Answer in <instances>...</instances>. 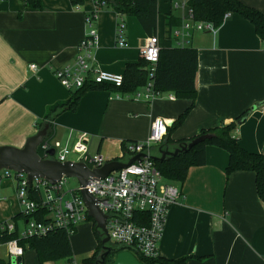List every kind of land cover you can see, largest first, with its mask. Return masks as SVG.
I'll list each match as a JSON object with an SVG mask.
<instances>
[{
    "label": "crops",
    "instance_id": "crops-1",
    "mask_svg": "<svg viewBox=\"0 0 264 264\" xmlns=\"http://www.w3.org/2000/svg\"><path fill=\"white\" fill-rule=\"evenodd\" d=\"M40 1L42 9L35 10L25 8V0H0V146L22 147L42 127L46 109L69 98L71 91L61 86L53 68L73 60L76 46L88 29L86 17L94 10L92 0H83L79 6L69 0ZM175 1L158 0L152 35L135 17L118 16L109 3L101 7L93 23L98 46L92 53L98 68L122 75L127 63L138 60L150 36L158 37L160 48L177 46L175 38L172 41L166 36L165 26L170 14L179 16L172 8ZM239 1L264 14V0ZM119 17L125 23L124 47L115 43ZM186 46L196 49L198 56L196 98L170 139L191 138L202 129L234 122L248 111L234 134L245 150L264 154V41L253 25L233 14L213 32L193 30ZM31 64L36 65L35 70L29 68ZM135 94L140 98L135 99ZM146 95L145 87L131 95L88 91L75 112L66 111L51 120V134L43 143L72 147L81 134H86L85 163L90 168L88 156L97 153L127 162L131 156L124 155L123 143L128 148L129 142H144L156 118L169 127L191 105L187 99H170L172 93L148 100ZM253 106H257L255 110ZM159 146L154 145L150 154L157 155L154 152L158 153ZM39 148V155L44 157L45 151ZM227 162L224 150L207 146L205 165L190 168L185 181L175 184L181 196L169 208L158 257H187L185 264H264V205L256 194L254 173L239 170L226 176ZM3 184L0 181L1 187ZM4 191L2 187L1 201H7L1 194ZM1 201L0 222L11 221L19 213V204L15 207L10 201L7 205ZM20 225L18 222L19 229ZM91 231L84 223L79 225L71 236L74 244L70 242L72 253L81 255L63 259L66 264H81L95 252L97 242L93 228ZM21 258L22 264H38L36 256Z\"/></svg>",
    "mask_w": 264,
    "mask_h": 264
},
{
    "label": "built area",
    "instance_id": "built-area-1",
    "mask_svg": "<svg viewBox=\"0 0 264 264\" xmlns=\"http://www.w3.org/2000/svg\"><path fill=\"white\" fill-rule=\"evenodd\" d=\"M94 10L86 17L87 32L76 46L73 60L62 67L53 68V73L61 86L73 91L84 86L86 82L98 85H112L120 87L123 82L122 75L101 71L95 63L93 50L98 46V34L93 27L98 10L107 4V0H92ZM188 0H176L172 8L179 12L180 25L172 30V36L177 40V46L185 47L193 30L213 32L216 28L209 22L194 21L192 10L187 6ZM118 16L124 15L116 13ZM119 17L115 34V43L119 47L126 46L124 31L125 23ZM159 39L157 36L146 38L139 55L151 65V75L159 57ZM36 69L35 64L29 66ZM90 77V78H89ZM147 95L144 99L159 95L152 91L151 83L145 86ZM135 99L140 95L135 94ZM170 99L174 96L170 95ZM264 109V107H263ZM167 124L161 118H156L150 126L147 139L144 142H135L128 145V156L144 153L148 157L140 162L133 163L125 168L112 171L103 179L89 178L84 187L79 184L73 190L65 189L66 177L59 182L51 184L44 179L34 178L28 183L26 175L14 171L0 170V181L11 178L15 182V196L19 204V214L26 218L19 229L20 238L46 235L51 230H64L72 236L80 224L91 221L88 216L87 206L80 191L84 188L96 201L98 209L106 215V230L109 236V245L113 244L131 252L134 256L148 259L158 257V243L162 237L164 224L169 208L177 204L181 196L180 189L174 183L163 179L153 160L149 158L150 149L161 143L166 135ZM45 151L54 150L53 158L59 162L69 161L70 156L75 157L73 162H85L88 154L86 134H81L79 139L69 147L67 144L55 142L48 145L40 144ZM88 163L93 167H100L110 161L101 154L88 156ZM36 197L35 200L32 197ZM46 211L47 216L42 214ZM44 213V212H43ZM136 213H147V225L137 224ZM33 214L45 216L46 222H39ZM90 218V219H89ZM93 223V222H92ZM16 223L11 221L0 222V230L13 233ZM2 243L0 242V245ZM13 244L9 249L6 259L11 262L13 258L21 257L22 251L15 240L6 242ZM71 264H76L72 262Z\"/></svg>",
    "mask_w": 264,
    "mask_h": 264
},
{
    "label": "trees",
    "instance_id": "trees-1",
    "mask_svg": "<svg viewBox=\"0 0 264 264\" xmlns=\"http://www.w3.org/2000/svg\"><path fill=\"white\" fill-rule=\"evenodd\" d=\"M69 1L74 6H79L83 3V0ZM107 2L111 4L116 13L135 17L148 35L155 33L158 0H107ZM187 6L192 10L194 21L209 22L215 28H218L230 15H239L253 25L256 35L264 41V14L253 7L245 5L239 0H188ZM24 7L40 10L42 9V4L40 0H25ZM179 25V16L170 14L165 23L166 36L171 38L172 29ZM197 62V51L190 46L160 48L158 61L152 76H150V63L139 57L136 62L127 63L125 65L122 73L123 82L120 87L86 82L81 88L71 91L67 100L49 106L46 109L40 127L45 123H50L51 120L60 113L66 111L75 112L82 95L88 91L108 90L118 93L119 95H131L138 89L151 83L152 91L155 93H172L176 99H187L191 101V105L167 127L166 135L160 145L164 144L172 151L179 144L188 143L201 135H212L211 139L198 143L191 149L179 153L176 156H166L160 162L153 161L163 179L174 184H182L190 168L205 165L206 147L213 146L224 150L228 155V162L225 168L226 176L239 170L254 173L256 194L264 205V154L245 150L240 145L236 134H234L237 126L243 119H246L248 111L236 117L234 122L229 124L222 123L213 128L202 129L199 134L191 138L178 141H172L170 139L172 132L184 122L193 108L196 98L195 80ZM51 131L50 129L49 135ZM131 143L135 142H129L128 144ZM123 144L122 148L126 156L128 155L127 145L126 143ZM38 153L41 154L40 148ZM154 154L158 155L157 150ZM35 198L34 196L32 197L33 200H35ZM42 214L47 216L48 213L42 211ZM42 214H33L32 217L39 222H46L45 216L43 217ZM25 219L26 218L17 213L13 217L14 222L17 224L15 231L13 233H7L6 231L0 230V242L6 243L15 240L22 252L26 249L35 251L38 264L71 259L73 254L70 242L71 236L64 230L55 229L43 236L20 238L18 234V222H24ZM134 221L139 225H147L148 214L136 213ZM92 226L97 247L91 256L82 260L81 264H98L97 260L100 252H102V238L98 235L97 230H95L94 223H92ZM112 248L116 249V251L124 249L115 244L112 245ZM135 256L143 264H185L188 259L187 257L173 260L161 257L148 259L139 254H135ZM113 258L114 254H108L103 262L99 264H110ZM0 264H10V262L0 257Z\"/></svg>",
    "mask_w": 264,
    "mask_h": 264
},
{
    "label": "water",
    "instance_id": "water-1",
    "mask_svg": "<svg viewBox=\"0 0 264 264\" xmlns=\"http://www.w3.org/2000/svg\"><path fill=\"white\" fill-rule=\"evenodd\" d=\"M256 107L253 106L252 110H255ZM49 132L50 123H46L36 134L28 137L22 147L0 146V170L23 173L26 175L28 183L34 178H40L51 184H55L66 177L75 178L78 184L84 187L89 178L103 179L112 171L125 168L133 163L140 162L142 158L148 157L144 153H139L130 157L127 162L110 160L100 167L92 168L83 161L73 162L69 160L59 162L53 158V149L47 151V157H42L38 153V147L48 137ZM211 138V134L201 135L188 143L179 144L172 151L162 144L158 147V155H150L149 158L160 162L166 156H176L191 149L194 145ZM80 193L87 206L88 216L93 220L95 230H97L98 235L102 238V252L99 255L97 263H102L108 254H114V258L110 264H143L131 252L127 250L116 251V249L109 245L110 240L105 227L107 216L102 214L98 209L96 201L87 190L83 188ZM10 264H22V258L20 256L13 258Z\"/></svg>",
    "mask_w": 264,
    "mask_h": 264
},
{
    "label": "rangeland",
    "instance_id": "rangeland-1",
    "mask_svg": "<svg viewBox=\"0 0 264 264\" xmlns=\"http://www.w3.org/2000/svg\"><path fill=\"white\" fill-rule=\"evenodd\" d=\"M171 40L175 41L173 36L171 37ZM69 159H74V157L70 156ZM3 182H4V184L6 183L5 185L4 184L2 185V187H4L5 191L2 192L1 194L7 198V201H1V200L0 201L4 205L5 204L7 205L8 201H10V203L13 206L17 207V200H16L15 194H14V188L12 187L13 186L12 182H14L13 179H11V178H3ZM77 185H78V182H77V180L75 178H66V183H65L64 188L68 189V190H73V189H75L77 187ZM2 187H1V189H2ZM84 224L88 226V228L90 230V234H92V231H91V229L93 228L92 222L91 221H87ZM20 227H22V223H21ZM70 240L73 243L74 242V237H71ZM13 246H14L13 244L7 245L5 243H2L0 245V257L3 258V259H6L5 257L7 256L8 250L9 249H13ZM73 247H74V245H73ZM100 254H101V252H100ZM79 255H81V254H76V253L72 254V256H75V257H77ZM22 256H24V257H26V256H36V253L33 250L26 249L24 252H22ZM62 262H63V264L67 263L66 260H62Z\"/></svg>",
    "mask_w": 264,
    "mask_h": 264
}]
</instances>
